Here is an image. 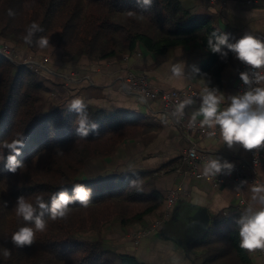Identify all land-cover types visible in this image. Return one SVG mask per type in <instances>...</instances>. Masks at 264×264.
Listing matches in <instances>:
<instances>
[{
	"label": "trees",
	"instance_id": "obj_1",
	"mask_svg": "<svg viewBox=\"0 0 264 264\" xmlns=\"http://www.w3.org/2000/svg\"><path fill=\"white\" fill-rule=\"evenodd\" d=\"M10 9L14 16L8 15ZM128 11L136 15L129 17ZM33 22L44 31L35 33L33 43L27 44L24 36ZM213 31L225 33L216 16L197 14L182 0H153L147 9L137 0H0V35L31 50H37L35 41L46 36L53 50H63L73 63L111 59L124 50L137 53L141 45L157 55L194 41L207 49ZM229 42L235 41L229 37ZM207 51L201 69L213 68L215 81L220 82L234 55L229 52L222 61ZM36 74L29 63H14L0 53V154L7 155L4 141L11 142L20 133L26 136L17 158L25 166L12 173L0 162V264H143L132 253L112 250L81 232L98 230L118 218L122 225L138 223L158 211L163 193L129 187V180L144 176L140 171L84 178L80 173L88 160L109 156L128 138L149 131L150 121L131 109L106 110L87 104L91 120L99 125L98 134L78 137L73 125L76 113L68 111L67 105L44 110L38 104L44 85ZM75 183L92 188L90 205H70L67 219L52 221L46 214L47 229L36 232L31 246H13L12 233L24 226L15 213L17 198L23 196L35 206L36 197L41 196L50 203L59 190L71 194ZM244 212L212 215L203 235L185 240L186 249L200 248L202 264H252L250 251L239 246L235 228ZM5 249L10 250L9 257L3 255Z\"/></svg>",
	"mask_w": 264,
	"mask_h": 264
},
{
	"label": "crops",
	"instance_id": "obj_2",
	"mask_svg": "<svg viewBox=\"0 0 264 264\" xmlns=\"http://www.w3.org/2000/svg\"><path fill=\"white\" fill-rule=\"evenodd\" d=\"M182 2L197 14L216 16L220 27L234 41L240 34L246 33L257 35L264 40V0L254 4H248L245 0H229L226 4L210 0H182ZM0 42H6L13 50L19 47L27 50L28 47L2 35H0ZM41 50L46 49L40 48ZM32 55L34 52L29 53L26 56L28 58L25 57V59L31 58ZM62 55V50L58 49L53 57H48L50 70L41 72V75L49 80V83L44 81V85L50 87L57 96V99H54L55 101H52L53 103L46 106L44 110H49L56 105L66 106L71 99L82 97L86 104L106 110L131 109L148 119L152 125L144 134L125 140L113 154L101 157L102 160L109 162L123 155L126 157V165L123 164L118 168L125 165L129 171L143 172L144 190L147 193L155 190L163 193L160 208L156 213L138 223L127 225L131 229H127V233L122 229L121 232L124 234L122 239L116 243L112 242L111 246L107 247L119 252L132 253L143 264H202V261L198 259L201 249L187 250L184 244L183 226L191 221L187 215L195 206H207L211 216L240 211L234 209L237 202L236 186L232 182H227L223 188L214 189L209 182L190 177L185 180V187L190 194L178 200L170 217L163 224L164 228L136 235L139 231L151 226L165 207L167 189L180 182L181 177L174 173L173 168L180 163L181 149L189 143L190 137L178 129L174 120L164 112L160 101H147L126 89L122 78L126 71L131 69L136 73L146 74L152 83L164 89L193 85L203 93L205 87L218 88L220 91L217 94H222V101H224L230 100L232 95H237L233 93V86L236 68L240 61L233 57L224 67L220 82H217L213 68L201 69L208 59V51L199 41L172 47L164 55L154 54L143 45L137 53L124 50L114 58L94 62L78 60L73 63L67 58H62ZM175 64L183 65L184 74L180 77L174 76L171 72ZM72 75H76V79H72L70 77ZM200 103L201 99L185 108L187 117L191 119L192 112L199 108ZM197 119L202 120L203 117L200 116ZM195 139L212 156L230 163H236L240 158L248 155V150L240 145H234L229 149L227 145H224L220 133L217 137L203 136L195 137ZM106 169H108L107 172ZM111 172L113 169L107 167L101 174L96 175L102 176ZM228 194H232L235 198L230 199ZM254 195L256 194L253 191L248 193L251 200ZM188 204L190 208L186 207ZM255 204L259 206L256 202ZM115 220L120 223L119 218ZM101 230L102 228L94 230L96 235L90 237L105 243L107 238L101 235ZM250 255L252 264H264V255L259 252V249L250 251Z\"/></svg>",
	"mask_w": 264,
	"mask_h": 264
},
{
	"label": "clouds",
	"instance_id": "obj_3",
	"mask_svg": "<svg viewBox=\"0 0 264 264\" xmlns=\"http://www.w3.org/2000/svg\"><path fill=\"white\" fill-rule=\"evenodd\" d=\"M152 2L153 0H137V4L145 9L150 8ZM8 15L14 16L15 13L10 9ZM127 15L132 17L136 13L128 11ZM43 31L44 28L41 25L35 22L31 23L26 29L25 43L32 44L35 33ZM35 43L41 49L47 48L49 47V38L39 37ZM207 50L218 54L222 61H226L229 52H231L235 59L253 71L251 75L249 71L239 73L243 84L249 86L248 90L243 94L232 95L230 105L223 110L219 109L223 100V95L217 94L220 90L205 87L200 106L192 112L189 126H194L197 117L202 116L200 127L214 129L218 126L220 137L229 149L234 145H240L245 150L264 148V88H251L254 82L259 83L264 80V76L255 71L264 70V40L246 33L234 43H230L229 34L213 31L207 39ZM171 72L176 77L182 76L184 74L183 65H173ZM194 103L192 98H186L177 105L172 113L177 122L185 115V108ZM87 108L88 105L82 97L71 99L67 105L68 111L76 113L73 125L76 135L81 138H87L90 133L98 134L99 125L91 120ZM25 140L24 133H20L11 142H3L2 147L7 150V155L0 154V162H3L5 170L16 173L18 169L25 166L24 161L17 159L22 155L21 150ZM233 170L234 164L217 157L205 162L202 175L209 177L230 174ZM240 183L246 185L248 182L241 181ZM141 184L142 181L139 178L128 181L129 187L136 188L137 191L142 190ZM239 188L240 186H237V189ZM252 191L256 194L252 199L259 205V208L249 206L236 220L235 228L239 233L240 248L248 251L264 250V186L255 187ZM92 194V188L83 183H75L72 185L71 194L67 190H59L51 196L50 203L45 202L43 197L37 196L34 206L23 196H19L15 204V213L18 218L22 219L24 226L12 233L11 243L17 248L31 246L35 241L36 232H44L47 229L46 214L52 221L67 219L71 212L70 205L78 204L87 208L92 202ZM3 255L9 257L10 250L5 249Z\"/></svg>",
	"mask_w": 264,
	"mask_h": 264
},
{
	"label": "built area",
	"instance_id": "obj_4",
	"mask_svg": "<svg viewBox=\"0 0 264 264\" xmlns=\"http://www.w3.org/2000/svg\"><path fill=\"white\" fill-rule=\"evenodd\" d=\"M213 2H222L226 4L229 0H210ZM248 4H254L259 0H245ZM244 34H240L237 40ZM258 37L257 35H255ZM0 53L6 56L11 61H15L16 55L13 54V49L6 43H0ZM24 63H29L36 72L43 70H50L48 67L49 59L44 57L41 60L29 59L24 60ZM243 71H249L252 74L251 69L248 66L240 62L235 72V83L233 86L234 94H243L248 90L249 86L243 84L240 80L239 73ZM259 72L261 76H264V70H255ZM76 75H72V79ZM71 79V78H69ZM123 86L136 93L138 96L145 100H158L162 104L164 112H166L173 120L175 125L184 132L186 136L190 137L189 143L181 149L180 163L173 168L176 175L181 177V180L176 185L169 187L166 191L165 207L162 208L158 217L153 221L148 229L139 231L136 235H141L151 230L157 229L163 225L172 213V209L178 200L182 196H188L190 191L185 187V180L192 177L199 181H207L214 189H220L222 185L227 182H232L236 186V208L235 210L245 211L249 206L256 209L259 208L253 200L248 196V193L255 187L264 186V148L260 150H248V155L240 158V160L234 164V170L230 174H220L217 176L204 177L202 175L203 166L206 161L215 159L206 149L199 145V142L195 137L211 136L217 137L219 135V127L214 129L207 127H200V119H197L194 126H189L190 118L185 114L182 118L177 119L173 117L172 113L175 111L177 105L186 98H192L194 101H199L202 98V92L200 89L195 88L193 85H188L183 88H171L164 89L151 82L146 74H139L129 69L126 71L125 76L122 78ZM261 87L264 88V80L259 83H253L251 88ZM230 100H224L220 103L219 109L223 110L230 105ZM241 181H247L246 185H241ZM237 186H240L237 189ZM259 252L264 255V250Z\"/></svg>",
	"mask_w": 264,
	"mask_h": 264
},
{
	"label": "rangeland",
	"instance_id": "obj_5",
	"mask_svg": "<svg viewBox=\"0 0 264 264\" xmlns=\"http://www.w3.org/2000/svg\"><path fill=\"white\" fill-rule=\"evenodd\" d=\"M1 43V42H0ZM46 50L43 51L41 50L40 51V48H38L37 50H31L30 48L27 47V50L25 48H14L13 50V54L16 55V58H15V61H13L14 63H24L23 61L24 60H29V59H36V60H41L43 59L44 57H53V54L55 55V52L57 53L56 50H53V47L51 46V44L49 43V47L45 48ZM34 52V55L31 56V58L29 59H25V57L29 54V53H32ZM62 58H66L64 56V51L62 50ZM24 55V57H23ZM28 58V57H26ZM61 58V59H62ZM32 68V67H31ZM34 70V68H32ZM35 71V70H34ZM41 72H36L37 73L36 75V78L38 81L42 82L43 85H44V81H46L47 83H49L48 79L45 78L44 76L41 75ZM43 72H46V71H43ZM64 78V77H63ZM39 97H40V100L38 101V104L41 106L42 109H45L46 106H50L51 103H53L56 99H57V96L55 95L54 92H52V89L50 87H47L46 85H44V88L40 90L39 92ZM55 99V100H54ZM53 101V102H52ZM125 142V141H124ZM123 142V143H124ZM122 144V143H121ZM123 164L126 165V157H124L123 155H120L117 159H112L111 161H104L102 160L101 157H97V158H93V159H90L87 161V163L85 164L83 170L81 171L80 173V176L82 178L84 177H87L88 175H98V174H101L105 168L109 167V168H112L113 171H129L127 169V167L124 165L123 167H120L118 168V166H122ZM108 171V169H106V172ZM96 175V176H97ZM140 180L142 181V184L141 186L144 188V178L141 177ZM228 196L231 198H235L232 196V194H228ZM230 213L227 212V214H224V216H228ZM124 226V227H123ZM126 225H122L120 224L117 220L113 219L112 221L106 223L104 226H102V230L100 231L101 232V235L103 237H106L107 239L105 240V243L106 246H111L112 242L116 243L117 241H120L124 236V234H122V229H124V232L127 233L130 226H126ZM149 227V226H148ZM100 228V229H101ZM98 229V230H100ZM128 229V230H127ZM120 231V232H119ZM95 231L91 230V231H88V232H81L82 233V236H86V237H92L94 236V234L96 235V233H94ZM99 232V233H100ZM119 234H116L118 233ZM120 236V237H119ZM90 237V238H91ZM110 239V240H109ZM205 239V237L203 238ZM199 260H203V258L199 257L198 258Z\"/></svg>",
	"mask_w": 264,
	"mask_h": 264
},
{
	"label": "water",
	"instance_id": "obj_6",
	"mask_svg": "<svg viewBox=\"0 0 264 264\" xmlns=\"http://www.w3.org/2000/svg\"><path fill=\"white\" fill-rule=\"evenodd\" d=\"M223 186L224 185H222L221 188H223ZM187 216L195 224L198 237L207 231L212 217L207 206H195Z\"/></svg>",
	"mask_w": 264,
	"mask_h": 264
},
{
	"label": "flooded vegetation",
	"instance_id": "obj_7",
	"mask_svg": "<svg viewBox=\"0 0 264 264\" xmlns=\"http://www.w3.org/2000/svg\"><path fill=\"white\" fill-rule=\"evenodd\" d=\"M183 233H184V235H183L184 240L195 239L198 237V231H197L194 223L193 224H190V223L184 224Z\"/></svg>",
	"mask_w": 264,
	"mask_h": 264
}]
</instances>
